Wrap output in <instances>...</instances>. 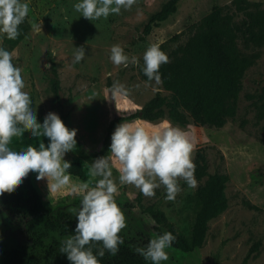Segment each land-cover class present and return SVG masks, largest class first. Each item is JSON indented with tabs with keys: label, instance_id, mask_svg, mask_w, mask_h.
Masks as SVG:
<instances>
[{
	"label": "rangeland",
	"instance_id": "374dc122",
	"mask_svg": "<svg viewBox=\"0 0 264 264\" xmlns=\"http://www.w3.org/2000/svg\"><path fill=\"white\" fill-rule=\"evenodd\" d=\"M166 1L137 0L130 10L91 21L75 11L73 5L77 0H23L30 6L29 29L12 51L13 63L23 69L38 121L42 123L48 112L59 114L69 129L77 130L76 140L86 152H98L114 115L140 109L158 92L168 94L162 83L154 80L147 83L137 74L136 68L143 65L146 49L158 44L169 54L186 41L190 26L214 9L223 8L240 20L242 9L237 4H245L240 0H180L175 13L145 32L149 16ZM244 1L259 4L264 11V0ZM3 41L4 38L0 39V46ZM117 44L130 58L136 57L138 63L130 62L127 67L113 64L111 47ZM75 47H84L86 51L80 63H73ZM250 52L258 58L242 79L236 118L227 120L222 128L170 120L138 121L149 130L165 122L181 128L194 145L192 159L197 149L203 148L209 173H225L229 177L225 189L228 207L209 222L202 247L190 254L166 249L169 260L162 264H242L255 242H260V246L247 264H264V45L253 47ZM53 72L59 80L58 102L51 89ZM115 82L124 86L126 94H114ZM40 142L47 145L48 139L33 137L29 130L24 136L14 137L11 143L13 147L24 148L38 147ZM75 149L65 160L80 161ZM80 163L87 180L71 176L70 185L56 193L49 192L46 179L38 181L36 174L30 173L31 183L44 202L74 214L82 196L72 193L71 186L88 183L91 187L99 179L91 175V165ZM119 168V162L113 158V177L119 187L116 201L127 220L121 233L134 247H142L141 240L155 238L149 209L162 212L178 233L188 234L197 209L194 193L201 182L190 188L180 179L182 191L175 200L166 198L163 185L156 189L154 197H147L134 185H119ZM245 202L257 210L249 209ZM25 223L26 220L0 209V252L29 243ZM54 239L60 240L57 235Z\"/></svg>",
	"mask_w": 264,
	"mask_h": 264
},
{
	"label": "clouds",
	"instance_id": "9594fccd",
	"mask_svg": "<svg viewBox=\"0 0 264 264\" xmlns=\"http://www.w3.org/2000/svg\"><path fill=\"white\" fill-rule=\"evenodd\" d=\"M137 0H77L75 11L91 21L119 15L130 10ZM30 12L29 3L23 0H0V39L15 40L20 35V25ZM73 63H80L86 56L84 47H75ZM110 60L125 67L136 57H129L120 45L111 47ZM169 63V56L158 44L150 45L143 54L142 71L148 81L162 83L161 65ZM50 67V66H48ZM114 94H126L122 84H113ZM31 131L33 137H46L48 144L38 147L12 146L14 137ZM77 130L69 129L59 114L48 112L39 122L33 98L27 89L23 69L13 63V53L0 46V196L6 190L14 191L30 173L36 179L47 180L49 192L56 193L70 185L72 164L65 156L77 146ZM194 145L188 134L177 126L165 122L152 130L139 122L119 124L111 136V155L95 159L91 175L96 183L73 184L71 191L82 199L74 209L77 223L74 235L62 242L60 252L66 254L70 264H101L100 258L107 251L116 255L124 239L119 233L127 227L124 212L118 206V184L113 177V158L119 162V185H134L145 196L154 197L163 185L166 198L175 200L182 191L179 180L190 188L197 186L196 165L192 159ZM176 236L171 232L158 234L146 247L135 249L151 264L169 260L166 249L172 247ZM102 246L95 252L93 246Z\"/></svg>",
	"mask_w": 264,
	"mask_h": 264
},
{
	"label": "trees",
	"instance_id": "16d2710c",
	"mask_svg": "<svg viewBox=\"0 0 264 264\" xmlns=\"http://www.w3.org/2000/svg\"><path fill=\"white\" fill-rule=\"evenodd\" d=\"M180 0H167L158 11L147 19L144 30L153 27L175 13ZM242 9V18L223 8H216L197 23L191 25L188 38L177 45L169 54V63L161 65L162 87L168 94L156 93L140 109L129 113L114 115L109 122L101 149L96 153L86 152L77 142L75 153L80 161L92 165L99 157L110 152L111 136L115 128L123 122L170 120L179 124L194 123L199 126L220 129L227 120H234L238 111V99L242 79L246 71L254 65L258 55L251 53L253 47L264 45V11L259 4L247 3ZM20 35L15 40L4 38L2 47L12 52L28 32L27 18L20 26ZM178 36H175L177 38ZM143 65L136 70L141 80L150 83L142 71ZM51 89L55 100L59 101V80L53 72ZM80 161L72 162L68 170L71 176L86 181V172ZM195 179L201 182L194 199L197 209L186 236L178 233L168 223L164 214L149 209L148 214L154 221L153 235L171 232L176 236L172 249L182 254H190L202 247L208 231V224L220 216L228 207L225 194L229 177L225 173H209L205 150L197 149L193 159ZM249 209L255 206L245 202ZM0 209L10 215L26 220V234L29 243L11 247L0 252V264H70L66 254L60 252L62 242L74 235L77 219L72 213L54 209L43 201L33 187L30 174L16 190H6L0 196ZM54 235L60 240L56 241ZM124 243L116 255L107 251L100 258L101 264H147L135 251L134 245L122 233ZM151 239L142 241L146 247ZM102 245L97 242L94 252ZM260 242H255L244 257L247 264L251 255L258 251Z\"/></svg>",
	"mask_w": 264,
	"mask_h": 264
}]
</instances>
